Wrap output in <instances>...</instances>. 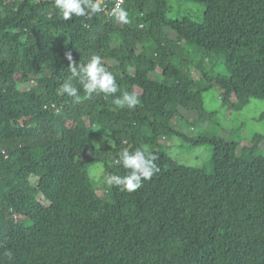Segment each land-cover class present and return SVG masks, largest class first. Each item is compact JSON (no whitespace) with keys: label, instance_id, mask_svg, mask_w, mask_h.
Masks as SVG:
<instances>
[{"label":"trees","instance_id":"1","mask_svg":"<svg viewBox=\"0 0 264 264\" xmlns=\"http://www.w3.org/2000/svg\"><path fill=\"white\" fill-rule=\"evenodd\" d=\"M172 1L125 0L123 23L0 0V264H264V134L224 136L205 104L211 89L230 112L264 100V0H176L204 4L201 20ZM68 53L101 56L117 93L78 80L79 101L64 93ZM124 91L134 109L114 105ZM105 129L113 146L96 141ZM142 145L159 172L132 192L108 185L127 171L118 153ZM207 145L206 164L173 153Z\"/></svg>","mask_w":264,"mask_h":264},{"label":"clouds","instance_id":"2","mask_svg":"<svg viewBox=\"0 0 264 264\" xmlns=\"http://www.w3.org/2000/svg\"><path fill=\"white\" fill-rule=\"evenodd\" d=\"M122 3L123 0H118L113 12L119 22L128 23V12L120 7ZM55 6L61 10L63 18L68 20L73 15L83 17L101 11V0H55ZM67 59L72 62L71 53L67 54ZM69 70L71 75L63 83L62 90L76 101L80 99L79 89L74 86L73 80H78L89 96L93 93H103L107 97L109 94H116L119 89L114 75L103 66L102 57L99 55H93L88 63L79 64V66L72 62ZM113 103L118 108L127 107L131 110L139 103V99L135 92L124 91L120 96L115 97ZM105 133V138L108 139L111 130L105 129ZM108 143L113 146L111 139H108ZM157 159L158 157L147 146L142 145L133 151L125 148L118 153V159L114 163L122 165L127 170L126 173L124 175L110 174L106 177V182L122 191H135L141 187L143 181L150 180L155 173L159 172Z\"/></svg>","mask_w":264,"mask_h":264},{"label":"rangeland","instance_id":"3","mask_svg":"<svg viewBox=\"0 0 264 264\" xmlns=\"http://www.w3.org/2000/svg\"><path fill=\"white\" fill-rule=\"evenodd\" d=\"M175 5V10L171 13L172 16H180L183 13H190L194 15L198 20H201L205 5L195 2L185 1L184 4L172 1ZM182 5V6H181ZM205 104L210 111H216L219 115L220 121L224 126L218 129L224 136L230 138L232 130H235V135L242 140H251L256 133L264 134V119H257L264 112V100L254 98L252 102L246 106L242 111L230 112L223 108L222 99L219 92L211 89L205 93ZM230 131V132H229ZM96 141L99 145L104 146L107 139L105 135L96 137ZM173 153L188 165L206 164L212 158L213 149L212 146H202L192 150H184L178 148L173 149ZM104 166L97 165L92 168V174L94 177L99 178L105 174Z\"/></svg>","mask_w":264,"mask_h":264},{"label":"built area","instance_id":"4","mask_svg":"<svg viewBox=\"0 0 264 264\" xmlns=\"http://www.w3.org/2000/svg\"><path fill=\"white\" fill-rule=\"evenodd\" d=\"M117 2H118V0L115 1L114 6L110 9V7L108 6V4H106L105 2H103L101 0V10L107 12L110 16H115V14L113 12V9L116 8ZM124 2H125V0H123V3L120 5V7L123 8Z\"/></svg>","mask_w":264,"mask_h":264}]
</instances>
